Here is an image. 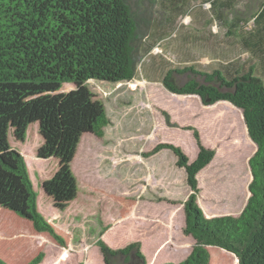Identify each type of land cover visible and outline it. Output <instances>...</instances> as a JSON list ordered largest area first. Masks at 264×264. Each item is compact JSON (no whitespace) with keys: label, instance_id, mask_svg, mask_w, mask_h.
Here are the masks:
<instances>
[{"label":"rangeland","instance_id":"obj_1","mask_svg":"<svg viewBox=\"0 0 264 264\" xmlns=\"http://www.w3.org/2000/svg\"><path fill=\"white\" fill-rule=\"evenodd\" d=\"M141 23V59L134 77L88 87L109 119L98 139L84 134L70 164L78 196L64 213L45 211L64 244L30 223L0 214V258L8 264H104L98 241L113 249L138 241L146 264L178 263L193 240L183 234V202L190 194L185 171L173 153L143 154L158 143L180 147L189 161L200 143L215 155L197 175V204L207 218L240 213L249 196L248 165L256 145L242 112L227 102L203 105L194 95H176L162 83L169 69L221 70L230 77L252 65L264 83V0H128ZM186 77L178 78L182 82ZM25 155H29L25 152ZM30 156V155H29ZM38 164L37 177L46 179ZM242 174H237L239 169ZM32 176L35 175L30 166ZM33 171V172H32ZM209 264H238L209 247ZM113 264H131L116 257Z\"/></svg>","mask_w":264,"mask_h":264},{"label":"trees","instance_id":"obj_2","mask_svg":"<svg viewBox=\"0 0 264 264\" xmlns=\"http://www.w3.org/2000/svg\"><path fill=\"white\" fill-rule=\"evenodd\" d=\"M263 11L256 13L254 19ZM140 20L128 0H0V214L24 220L59 245L63 238L47 221L49 208L64 213L78 196L70 164L84 134L100 139L109 119L88 81L131 80L141 56ZM185 76L182 82L178 78ZM163 86L176 95L197 96L203 105L227 102L242 112L247 134L256 145L248 165L251 181L246 204L236 216L207 218L197 204L198 173L214 150L200 143L189 161L171 143H158L143 154L173 153L190 194L183 202V234L193 240L178 263L209 264V247L232 254L238 264H264V83L253 66L228 77L221 70L169 69ZM28 152L30 155H25ZM46 179L37 177L38 164ZM30 166L35 175L32 176ZM32 171V172H33ZM242 174V169L237 174ZM45 215V216H43ZM104 264L123 257L146 264L138 241L113 249L98 241ZM37 254L27 264H38ZM0 264H8L0 258Z\"/></svg>","mask_w":264,"mask_h":264},{"label":"water","instance_id":"obj_3","mask_svg":"<svg viewBox=\"0 0 264 264\" xmlns=\"http://www.w3.org/2000/svg\"><path fill=\"white\" fill-rule=\"evenodd\" d=\"M250 194V193H249Z\"/></svg>","mask_w":264,"mask_h":264}]
</instances>
